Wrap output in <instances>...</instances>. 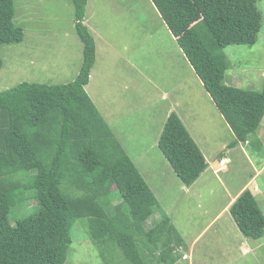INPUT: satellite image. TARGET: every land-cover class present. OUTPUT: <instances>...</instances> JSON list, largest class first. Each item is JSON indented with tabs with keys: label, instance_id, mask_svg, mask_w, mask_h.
I'll return each instance as SVG.
<instances>
[{
	"label": "trees",
	"instance_id": "1",
	"mask_svg": "<svg viewBox=\"0 0 264 264\" xmlns=\"http://www.w3.org/2000/svg\"><path fill=\"white\" fill-rule=\"evenodd\" d=\"M151 1L235 133L230 147L252 142L264 118V86L227 84L230 62L223 48L257 42L263 24L258 0ZM73 3L75 29L84 43L76 78L23 81L0 92V264H66L71 229L80 218L102 256L119 246L129 264H149L157 255L175 264L172 249L183 244L182 236L166 214L146 227L161 207L158 196L87 90L96 41L85 23L88 0ZM15 16L16 0H0V70L2 46L25 38ZM158 145L183 186L190 188L210 166L174 111ZM31 200L38 210L11 222L12 211ZM230 212L246 237L264 236V213L250 190L240 194Z\"/></svg>",
	"mask_w": 264,
	"mask_h": 264
},
{
	"label": "rangeland",
	"instance_id": "2",
	"mask_svg": "<svg viewBox=\"0 0 264 264\" xmlns=\"http://www.w3.org/2000/svg\"><path fill=\"white\" fill-rule=\"evenodd\" d=\"M258 7L263 24L257 42L223 48L230 62L226 83L254 90L264 86V0H258ZM15 20L25 38L2 46L0 92L23 81L62 83L76 78L84 43L75 29L73 0H16ZM85 23L97 49L87 90L161 205L146 227L170 216L184 244L172 249L178 256L175 264H264V236L246 237L230 209L220 214L246 189L264 213V118L252 142L230 147L235 133L151 0H88ZM170 107L210 163L190 188H181L156 144ZM222 154L229 159L226 170L214 172ZM37 205L33 200L30 206L19 205L11 222L16 215L36 212ZM106 208L109 215L114 213L113 206ZM85 221L77 219L72 226L66 264H107L104 257L129 264L119 246L102 256ZM158 256L149 264H165Z\"/></svg>",
	"mask_w": 264,
	"mask_h": 264
},
{
	"label": "crops",
	"instance_id": "3",
	"mask_svg": "<svg viewBox=\"0 0 264 264\" xmlns=\"http://www.w3.org/2000/svg\"><path fill=\"white\" fill-rule=\"evenodd\" d=\"M263 77H264V74H263ZM165 99H166V97H165ZM173 107H170L169 109H168V111L165 113V122H166V120H167V118H168V116L171 114V112H173L172 109ZM179 115V114H178ZM180 116V115H179ZM182 119V118H181ZM184 122V121H183ZM165 124V123H164ZM185 124V123H184ZM186 125V124H185ZM163 127H164V125H162V128L160 129V131H159V133H158V138H159V136H160V133L162 132V129H163ZM188 128V127H187ZM190 131V130H189ZM192 134V133H191ZM192 136H193V134H192ZM193 138L195 139V141H197V139L193 136ZM198 142V141H197ZM156 144H158V141L156 142ZM206 157V156H205ZM217 158L218 157H216V159L215 160H217ZM229 161V159H228V157H226V156H224V157H220L219 158V160L216 162V163H214V172H216L218 169H219V171H221V170H226V167H227V162ZM208 168H210V166L208 167ZM216 168V169H215ZM181 188L182 189H184L183 187V185L181 184ZM246 186H248V184H246L244 187H246ZM239 194H241L240 193V191L235 195V196H233L230 200H229V203L226 205V207L221 211V213L220 214H222V212H224L225 210H227V209H230V206H231V204L237 199V197L239 196ZM235 199V200H234Z\"/></svg>",
	"mask_w": 264,
	"mask_h": 264
},
{
	"label": "clouds",
	"instance_id": "4",
	"mask_svg": "<svg viewBox=\"0 0 264 264\" xmlns=\"http://www.w3.org/2000/svg\"><path fill=\"white\" fill-rule=\"evenodd\" d=\"M245 143H248V141H247V142H245ZM239 196H240V195H239ZM239 196H238V197H239ZM238 197H237V198H238ZM235 201H236V200H235ZM235 201H234V202H235ZM234 202H233V203H234ZM233 203H232V204H233ZM232 204H231V205H232ZM230 207H231V206H230Z\"/></svg>",
	"mask_w": 264,
	"mask_h": 264
}]
</instances>
